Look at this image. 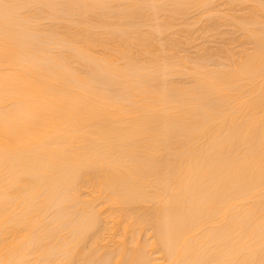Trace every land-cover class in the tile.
<instances>
[{
    "label": "bare ground",
    "instance_id": "obj_1",
    "mask_svg": "<svg viewBox=\"0 0 264 264\" xmlns=\"http://www.w3.org/2000/svg\"><path fill=\"white\" fill-rule=\"evenodd\" d=\"M0 264H264V0H0Z\"/></svg>",
    "mask_w": 264,
    "mask_h": 264
},
{
    "label": "snow or ice",
    "instance_id": "obj_2",
    "mask_svg": "<svg viewBox=\"0 0 264 264\" xmlns=\"http://www.w3.org/2000/svg\"><path fill=\"white\" fill-rule=\"evenodd\" d=\"M21 6L20 5H16V4H7V3H4V4H0V8H2L4 10V15H5V18L8 17V15L16 10V9H19Z\"/></svg>",
    "mask_w": 264,
    "mask_h": 264
}]
</instances>
